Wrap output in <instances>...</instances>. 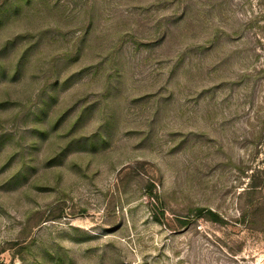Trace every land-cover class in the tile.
<instances>
[{"label":"rangeland","instance_id":"374dc122","mask_svg":"<svg viewBox=\"0 0 264 264\" xmlns=\"http://www.w3.org/2000/svg\"><path fill=\"white\" fill-rule=\"evenodd\" d=\"M0 264H264V0H0Z\"/></svg>","mask_w":264,"mask_h":264},{"label":"trees","instance_id":"16d2710c","mask_svg":"<svg viewBox=\"0 0 264 264\" xmlns=\"http://www.w3.org/2000/svg\"><path fill=\"white\" fill-rule=\"evenodd\" d=\"M253 176L254 175H251L250 178H249V181L251 180V182L249 183L247 192L254 191V190L257 189V187L259 188V186H257V184H255L254 181L252 180L253 179ZM207 213H211V211L207 210Z\"/></svg>","mask_w":264,"mask_h":264}]
</instances>
